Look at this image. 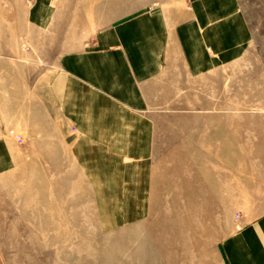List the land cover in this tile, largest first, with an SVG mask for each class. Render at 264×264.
Segmentation results:
<instances>
[{"label":"crops","instance_id":"0c3cea01","mask_svg":"<svg viewBox=\"0 0 264 264\" xmlns=\"http://www.w3.org/2000/svg\"><path fill=\"white\" fill-rule=\"evenodd\" d=\"M122 1L0 0V177L28 159L8 130L50 158L64 145L138 229L153 207L233 206L217 202V161L256 143L257 173L237 191L264 207V115L247 116L264 113V0ZM232 112L246 115H217ZM238 222L226 264H264V213Z\"/></svg>","mask_w":264,"mask_h":264},{"label":"rangeland","instance_id":"374dc122","mask_svg":"<svg viewBox=\"0 0 264 264\" xmlns=\"http://www.w3.org/2000/svg\"><path fill=\"white\" fill-rule=\"evenodd\" d=\"M150 1L122 2L126 9L139 11ZM185 114L186 119L209 115ZM242 114L246 115L217 113L237 120ZM248 114L249 119L264 115ZM251 134L256 135V129L250 128ZM6 136L27 149L28 159L24 170L14 168L6 178L0 177V264H226L221 245L240 226L238 218L264 213V207L241 206L250 201L237 191L242 173H257L256 143L244 144L248 146L244 160L217 161V179L222 181L217 202L233 206L153 207L150 218H144L148 224L136 229L120 225L113 201L97 198L82 175L84 166L64 145H57L50 158L45 145L29 144L26 132L11 129ZM175 195L163 193L164 200Z\"/></svg>","mask_w":264,"mask_h":264},{"label":"bare ground","instance_id":"6f19581e","mask_svg":"<svg viewBox=\"0 0 264 264\" xmlns=\"http://www.w3.org/2000/svg\"><path fill=\"white\" fill-rule=\"evenodd\" d=\"M202 172V171H201ZM207 172V171H206Z\"/></svg>","mask_w":264,"mask_h":264}]
</instances>
